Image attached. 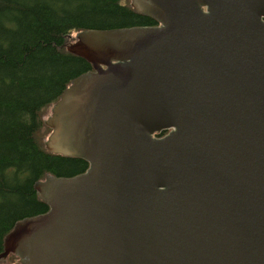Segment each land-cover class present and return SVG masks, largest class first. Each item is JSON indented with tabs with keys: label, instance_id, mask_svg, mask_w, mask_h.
Returning a JSON list of instances; mask_svg holds the SVG:
<instances>
[{
	"label": "water",
	"instance_id": "water-1",
	"mask_svg": "<svg viewBox=\"0 0 264 264\" xmlns=\"http://www.w3.org/2000/svg\"><path fill=\"white\" fill-rule=\"evenodd\" d=\"M156 21L70 29L92 68L43 120L82 157L36 181L8 264H264V0H123Z\"/></svg>",
	"mask_w": 264,
	"mask_h": 264
},
{
	"label": "trees",
	"instance_id": "trees-1",
	"mask_svg": "<svg viewBox=\"0 0 264 264\" xmlns=\"http://www.w3.org/2000/svg\"><path fill=\"white\" fill-rule=\"evenodd\" d=\"M139 21L156 19L123 0H0V252L17 220L48 209L36 181L46 174L73 175L88 165L45 145L52 128L42 115L72 79L92 68L67 49L71 27Z\"/></svg>",
	"mask_w": 264,
	"mask_h": 264
},
{
	"label": "rangeland",
	"instance_id": "rangeland-1",
	"mask_svg": "<svg viewBox=\"0 0 264 264\" xmlns=\"http://www.w3.org/2000/svg\"><path fill=\"white\" fill-rule=\"evenodd\" d=\"M68 38H69V36H68ZM69 42V41H68ZM50 113V112H49Z\"/></svg>",
	"mask_w": 264,
	"mask_h": 264
}]
</instances>
